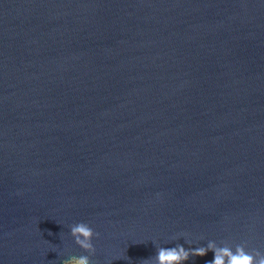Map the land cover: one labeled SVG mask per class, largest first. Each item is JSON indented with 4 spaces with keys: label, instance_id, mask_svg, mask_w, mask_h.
<instances>
[{
    "label": "water",
    "instance_id": "95a60500",
    "mask_svg": "<svg viewBox=\"0 0 264 264\" xmlns=\"http://www.w3.org/2000/svg\"><path fill=\"white\" fill-rule=\"evenodd\" d=\"M77 222L92 264L264 252V0H0V264Z\"/></svg>",
    "mask_w": 264,
    "mask_h": 264
},
{
    "label": "clouds",
    "instance_id": "9594fccd",
    "mask_svg": "<svg viewBox=\"0 0 264 264\" xmlns=\"http://www.w3.org/2000/svg\"><path fill=\"white\" fill-rule=\"evenodd\" d=\"M69 234L73 241L87 255H72L62 260L61 264H92L90 257L95 253L92 243L94 237L99 233L95 232L88 223L77 222L69 225ZM213 253V259L205 261V264H264V252L257 248H248L247 242H241L234 247L228 243L217 244L208 240L205 246L188 248L181 244L175 247H158L153 257L143 260L144 264H184L190 256H204L207 252Z\"/></svg>",
    "mask_w": 264,
    "mask_h": 264
}]
</instances>
